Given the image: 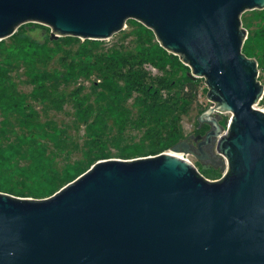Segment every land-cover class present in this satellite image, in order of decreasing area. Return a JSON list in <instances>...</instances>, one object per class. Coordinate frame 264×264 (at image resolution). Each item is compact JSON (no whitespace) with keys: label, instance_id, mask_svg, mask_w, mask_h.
Listing matches in <instances>:
<instances>
[{"label":"water","instance_id":"water-1","mask_svg":"<svg viewBox=\"0 0 264 264\" xmlns=\"http://www.w3.org/2000/svg\"><path fill=\"white\" fill-rule=\"evenodd\" d=\"M264 0H0V40L22 23L51 39H107L134 18L204 77L213 102L205 135L172 151L225 156L204 177L173 152L96 161L45 198L0 191V264H264V94L256 58L242 47V14ZM230 112L227 129L215 112Z\"/></svg>","mask_w":264,"mask_h":264},{"label":"rangeland","instance_id":"rangeland-1","mask_svg":"<svg viewBox=\"0 0 264 264\" xmlns=\"http://www.w3.org/2000/svg\"><path fill=\"white\" fill-rule=\"evenodd\" d=\"M242 15L252 19L250 27L243 25L248 34L259 30L264 36V9H248ZM50 34L49 25L29 21L0 40V67L10 77V88L20 93L15 99L27 105L25 111L31 110L27 119L0 108V156L5 159L0 182L13 189L0 191L45 198L96 161L171 152L175 143L210 129L198 119L213 104L204 77L193 76L179 55L162 47L141 21L128 19L107 39H51ZM32 42L39 45L40 55L22 51ZM157 46L173 59L165 62L155 56ZM259 51L258 78L264 83V43ZM188 74L197 82V93L189 101L181 92L190 93L185 87ZM257 106L264 110L262 98ZM214 114L226 130L231 113ZM7 148L10 151H3ZM213 153V160H201L191 152H177L204 177L217 180L228 165L216 148ZM72 168L81 172L67 181L64 174ZM53 179L54 192L35 194Z\"/></svg>","mask_w":264,"mask_h":264},{"label":"trees","instance_id":"trees-1","mask_svg":"<svg viewBox=\"0 0 264 264\" xmlns=\"http://www.w3.org/2000/svg\"><path fill=\"white\" fill-rule=\"evenodd\" d=\"M251 20H252L251 16L242 15V23L245 27L251 26ZM262 29H264V27ZM52 41L54 42L55 40ZM263 43H264V36H262L259 30H255L249 32L242 47V51L247 56L256 58L259 66H260V58H258L256 55L259 54V52H261L259 50H261ZM22 51L26 53V56L40 55L39 45L35 42L30 43V46H28ZM155 56H157L161 60H164L165 62L173 59V57H171V55H169L167 51L160 46H157ZM148 58L151 59L149 56ZM9 79L10 77L7 75L6 71L0 67V108L4 113H7L8 111H14L19 113L20 116H22L23 118L28 119L31 115L30 112L31 110L25 111L27 105H23V102H21L19 99H15V97H18V95H20V93L10 88ZM186 81L187 82L185 84V87L189 88L188 90L190 91V93L187 94L186 92H183V89H181V92L184 100L189 101L190 99H193L197 93V89H196L197 82L195 81V78L189 74L186 75ZM262 99L264 100V94L262 96ZM162 113H164V111ZM3 151H10V148H7L6 150ZM3 161H5V159L1 155L0 167L2 166ZM80 172L81 170L79 168H72L71 171H69L67 174H64V179H66L67 181L72 180L77 175H79ZM55 185H56V180L55 179L50 180L47 184L42 186L41 190L35 191V194L37 196L50 194L51 192H54L57 189ZM2 189L9 191L13 190L12 188L8 187V185H5L3 181L0 182V190Z\"/></svg>","mask_w":264,"mask_h":264},{"label":"flooded vegetation","instance_id":"flooded-vegetation-1","mask_svg":"<svg viewBox=\"0 0 264 264\" xmlns=\"http://www.w3.org/2000/svg\"><path fill=\"white\" fill-rule=\"evenodd\" d=\"M188 141L190 142V146L192 149H194L195 151H198V141H195L192 137H190V139H188ZM205 150L208 153V156L206 158V160H213V148H211L209 145H205L204 146Z\"/></svg>","mask_w":264,"mask_h":264},{"label":"bare ground","instance_id":"bare-ground-1","mask_svg":"<svg viewBox=\"0 0 264 264\" xmlns=\"http://www.w3.org/2000/svg\"><path fill=\"white\" fill-rule=\"evenodd\" d=\"M171 152H173V153L177 154V152H175V151H171ZM178 155H179V154H178Z\"/></svg>","mask_w":264,"mask_h":264},{"label":"built area","instance_id":"built-area-1","mask_svg":"<svg viewBox=\"0 0 264 264\" xmlns=\"http://www.w3.org/2000/svg\"><path fill=\"white\" fill-rule=\"evenodd\" d=\"M261 98H262V97H261ZM261 98H260V99H261ZM186 159H187V158H186Z\"/></svg>","mask_w":264,"mask_h":264}]
</instances>
